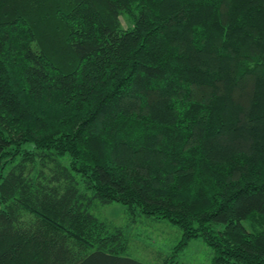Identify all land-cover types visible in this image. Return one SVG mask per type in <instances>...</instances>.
Instances as JSON below:
<instances>
[{
  "label": "trees",
  "instance_id": "1",
  "mask_svg": "<svg viewBox=\"0 0 264 264\" xmlns=\"http://www.w3.org/2000/svg\"><path fill=\"white\" fill-rule=\"evenodd\" d=\"M95 202L264 264V0H0V264H145Z\"/></svg>",
  "mask_w": 264,
  "mask_h": 264
},
{
  "label": "rangeland",
  "instance_id": "2",
  "mask_svg": "<svg viewBox=\"0 0 264 264\" xmlns=\"http://www.w3.org/2000/svg\"><path fill=\"white\" fill-rule=\"evenodd\" d=\"M123 27L129 25L125 16L120 17ZM29 168V167H28ZM26 171V170H25ZM47 171V170H46ZM35 172L31 173L34 178ZM90 212L111 227H119L124 235V254L145 264H212L214 251L202 238H194L181 248V229L164 219H156L139 213H129L117 202H95ZM246 225L251 226L250 222Z\"/></svg>",
  "mask_w": 264,
  "mask_h": 264
}]
</instances>
